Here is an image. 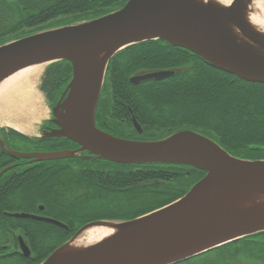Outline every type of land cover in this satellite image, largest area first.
Masks as SVG:
<instances>
[{"label":"trees","instance_id":"16d2710c","mask_svg":"<svg viewBox=\"0 0 264 264\" xmlns=\"http://www.w3.org/2000/svg\"><path fill=\"white\" fill-rule=\"evenodd\" d=\"M127 2L0 0V45L105 16ZM159 71H173L174 75L138 85L129 82L132 76ZM70 80L68 62L46 66L39 90L51 107ZM132 119L141 134L134 130ZM94 125L110 136L139 142L192 131L234 158L264 160V84L244 82L163 41L143 42L125 48L108 62ZM45 127L55 126L48 120L42 129ZM0 140L13 152L79 148L65 138H30L12 129H1ZM1 172L0 264H40L86 224L142 217L178 200L205 175L178 164L119 165L88 152L34 162L0 149ZM13 214L49 218L65 227L14 218ZM19 237L29 249L28 257L19 250ZM177 264H264V232Z\"/></svg>","mask_w":264,"mask_h":264},{"label":"water","instance_id":"95a60500","mask_svg":"<svg viewBox=\"0 0 264 264\" xmlns=\"http://www.w3.org/2000/svg\"><path fill=\"white\" fill-rule=\"evenodd\" d=\"M250 6L251 0H231L227 6L200 0H128L105 16L0 45V82L28 67L70 64L71 80L51 109L50 122L56 128L42 131L41 137L65 138L79 146L75 151L13 152L0 140V149L9 155L45 162L88 152L119 165L178 164L205 172L184 196L163 208L130 221L86 224L40 264H177L264 232V206L239 205L242 196H264V160L234 158L192 131L139 142L110 136L94 125L108 62L143 42L163 41L244 82L264 84V34L247 21ZM173 75V71L144 73L129 82H157ZM132 125L141 134L134 119ZM11 216L65 227L35 215ZM101 224L115 225V233L77 250L62 251ZM18 245L28 257L29 249L20 237Z\"/></svg>","mask_w":264,"mask_h":264},{"label":"bare ground","instance_id":"6f19581e","mask_svg":"<svg viewBox=\"0 0 264 264\" xmlns=\"http://www.w3.org/2000/svg\"><path fill=\"white\" fill-rule=\"evenodd\" d=\"M203 2L213 1L219 5L227 6L230 0H200ZM261 0H251L250 10L246 16L249 24L258 32L264 34V11L259 15L257 8H260ZM36 72L33 67L22 69L0 82V99L4 105V112L7 117H18L21 111L35 103L33 94L27 89L29 78ZM19 113V114H18ZM4 119V116H2ZM240 206H264V196L246 195L240 199ZM116 231V226L112 224H101L93 227L66 245L63 252L77 250L81 247L98 242ZM81 246V247H78Z\"/></svg>","mask_w":264,"mask_h":264},{"label":"rangeland","instance_id":"374dc122","mask_svg":"<svg viewBox=\"0 0 264 264\" xmlns=\"http://www.w3.org/2000/svg\"><path fill=\"white\" fill-rule=\"evenodd\" d=\"M262 11H264V0H261L260 8H257V13L259 15ZM46 66V64L32 66L36 69V72L29 78L27 87L35 99V103L31 108L26 107L20 114L18 113V117L9 118L7 117L8 114L5 115L2 112L5 107L0 100V110L2 114H4V119L0 120V127L4 129L10 128L30 138H38L40 136L44 123L52 118L51 106L47 103L39 90L40 79Z\"/></svg>","mask_w":264,"mask_h":264},{"label":"crops","instance_id":"0c3cea01","mask_svg":"<svg viewBox=\"0 0 264 264\" xmlns=\"http://www.w3.org/2000/svg\"><path fill=\"white\" fill-rule=\"evenodd\" d=\"M1 100V99H0ZM2 105V104H1ZM2 108V106H1ZM2 112L5 114L4 110H2ZM1 110H0V120H3L2 116H4V114H2ZM6 115V114H5ZM3 129L2 127H0V130ZM24 135V134H23ZM26 136V135H25ZM29 137V136H28Z\"/></svg>","mask_w":264,"mask_h":264},{"label":"flooded vegetation","instance_id":"af4514ba","mask_svg":"<svg viewBox=\"0 0 264 264\" xmlns=\"http://www.w3.org/2000/svg\"><path fill=\"white\" fill-rule=\"evenodd\" d=\"M51 128H56V127H45L43 130H48V129H51Z\"/></svg>","mask_w":264,"mask_h":264}]
</instances>
